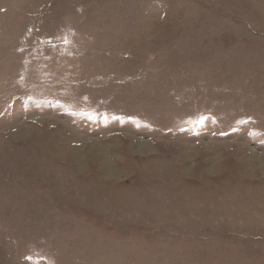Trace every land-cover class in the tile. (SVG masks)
I'll use <instances>...</instances> for the list:
<instances>
[{
	"label": "rangeland",
	"instance_id": "obj_1",
	"mask_svg": "<svg viewBox=\"0 0 264 264\" xmlns=\"http://www.w3.org/2000/svg\"><path fill=\"white\" fill-rule=\"evenodd\" d=\"M0 264H264V0H0Z\"/></svg>",
	"mask_w": 264,
	"mask_h": 264
}]
</instances>
